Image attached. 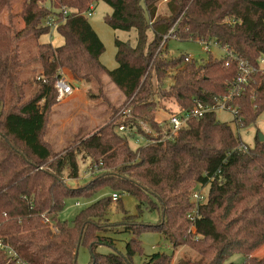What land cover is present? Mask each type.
Returning <instances> with one entry per match:
<instances>
[{
	"label": "trees",
	"instance_id": "obj_1",
	"mask_svg": "<svg viewBox=\"0 0 264 264\" xmlns=\"http://www.w3.org/2000/svg\"><path fill=\"white\" fill-rule=\"evenodd\" d=\"M13 1L0 0V264H77L80 244L91 251L88 264H132V256L142 252L139 234L144 229L158 230L174 246L184 243L201 256L175 264H222L233 253L243 256V264H264V255H251L264 244V141L257 135L251 146L240 148L239 136L227 122L216 119L215 111L186 120L165 141L140 125L141 120L159 134L155 114L160 99L172 97L184 111L196 102L216 103L237 76L236 59H166L161 41L171 35L211 40L256 66L264 55V0H168L167 15L158 13L159 0H50L48 6L41 5L42 0H23L18 13H10ZM98 1L111 7L103 17L107 25L134 29L136 34L134 44L114 38L117 66L112 69L101 63L104 44L84 14ZM61 7L69 9L67 14L61 15ZM49 12L62 17L54 27L63 38L60 45L38 41L50 33L51 27L43 24ZM17 15L22 28L13 21ZM27 37L35 40L37 51L34 57L22 58L20 41ZM31 60L40 63L42 73L31 80L36 85L27 97L21 72ZM172 68H177L173 83L161 89L159 79ZM60 69L75 80L96 83L101 95V75H107L125 96L130 116L115 112L92 132L74 136L71 148L57 154L43 135ZM249 88L231 100L237 126L249 125L264 108L262 85L254 97ZM119 126L135 129L146 138L145 144L131 148L124 131H117ZM78 154L89 160L90 180L73 186L65 178L79 177ZM205 185V201H191L196 186ZM103 187L110 189L109 195L80 209L71 222L59 219L65 197L88 196ZM122 192L136 197L138 211L156 209L160 216L146 224L130 222L132 215L125 213L118 223L133 236L124 253L99 254L98 244L114 245L98 231L108 228L107 209L120 199H113L112 193ZM170 263L171 255L158 251L145 261Z\"/></svg>",
	"mask_w": 264,
	"mask_h": 264
},
{
	"label": "rangeland",
	"instance_id": "obj_2",
	"mask_svg": "<svg viewBox=\"0 0 264 264\" xmlns=\"http://www.w3.org/2000/svg\"><path fill=\"white\" fill-rule=\"evenodd\" d=\"M22 1L23 0L13 1L10 13H18ZM167 2L168 0L158 1L157 11L159 14L167 15L169 13ZM109 12H111V7L103 1H98L94 5L90 15L86 16L90 25L104 44V51L101 53L99 59L106 68L112 69L117 66L114 57L116 51L114 38L134 44L136 34L134 29L124 31L113 29L107 25L103 20V17ZM7 14L8 11L6 10L2 12L1 20L3 22L7 20ZM13 21L17 28L23 27V21L18 15L14 17ZM38 41H47L56 46L62 44L63 38L55 31L54 27H51L50 33L42 34L39 36ZM20 48V55L22 58L34 57L37 51L35 40L31 37L23 38L20 41ZM161 50L163 57L166 59H172L178 55H190L191 59L196 60L197 63L206 61L209 56L220 58V56L225 53V49L214 42H210L206 49L199 40H179L172 36H169L165 41ZM176 70L177 68L169 69L166 74L161 76L159 79L160 86H162L161 89H168L173 83V76ZM41 73L42 67L37 60L29 61L27 66L23 68L21 77L27 81L25 85L27 97L31 94L36 85V83L34 81L31 82V80ZM59 74L64 76L74 89L63 99H54V103L50 107L46 117L43 138L48 143L52 152L62 154L65 149L71 148V141H73L74 136L80 138L92 132L103 122L108 120L112 114H118L121 112L127 102H125V96L123 93L105 74L101 75L102 95L97 92V86L94 82L75 80L65 69H60ZM152 79L155 85L156 81L153 74ZM158 106L155 118L158 121H164V126L167 125L166 120L168 119L169 114L180 111L179 106L172 97L160 99ZM215 117L220 122H227L231 126L235 135L239 136L241 142L246 146H251L254 143V139L258 133L264 135V108L258 114L256 119L247 126H237L233 121L232 113L227 109H216ZM140 125L144 132L153 136L149 132L151 129L145 122L141 121ZM117 131L120 133L124 131L127 135L128 144L133 149L146 142V138L139 132H136L135 129L126 130L125 128L123 130L117 129ZM76 161L79 170V177L77 179L65 178L67 183L73 186L84 184L90 180L91 167L88 166L89 160L81 157V154H78ZM68 171V168H65V177ZM207 189L208 186L205 185L203 187L196 186L194 190H199L203 194H206ZM109 194L110 189L108 187H103L88 196L82 194L67 196L65 197L63 209L59 212L58 217L59 219L71 222L80 209L93 202L96 198ZM119 196V201H112L105 214L106 218H108L106 220L108 228L106 230L98 231L101 235L111 237L114 241V245L111 247L107 244H98L95 248V252L99 254H108L115 250L124 253L126 242L133 236L129 230L124 228L123 224L118 223L121 221L125 213L132 215V220L130 222L141 220L146 224L156 223L160 216L156 209L150 210L146 207H141L140 211H138V200L127 192H122ZM191 201H193L192 198ZM191 232L193 233V231ZM193 235V237H199L197 234ZM139 239L142 252H137L132 256V264H145L147 257L151 253L157 251L169 253L171 255L170 264H175L178 259L196 261L201 257L200 254L189 245L181 243L174 246L158 230L144 229L139 234ZM251 255L261 258L264 255V244L254 249L251 252ZM90 258V249L86 245L80 244L77 248V264H88ZM242 258L243 256L241 254L233 253L222 264H228L230 261L243 264Z\"/></svg>",
	"mask_w": 264,
	"mask_h": 264
},
{
	"label": "built area",
	"instance_id": "obj_3",
	"mask_svg": "<svg viewBox=\"0 0 264 264\" xmlns=\"http://www.w3.org/2000/svg\"><path fill=\"white\" fill-rule=\"evenodd\" d=\"M165 1V0H164ZM50 3V0H42L40 1L41 5L48 6ZM92 5L89 6L88 10L84 13L85 15H90L92 11ZM69 9L66 7H61L60 12L62 13L61 15L67 14ZM58 13L54 12H49L44 21L43 24L47 25L49 27H55L59 22L62 21V17ZM172 36V35H171ZM203 45L204 48L207 49L208 45L210 42H213L211 40H199ZM215 43V42H214ZM164 44V40L161 41L160 47L162 48ZM216 44V43H215ZM224 48V47H223ZM225 49V48H224ZM222 56H229L231 59H236L237 60V76L235 80L230 84V86L227 89V92L225 95L220 97L216 103L208 104V103H202V102H196L191 108L188 110H180L177 113H172L169 114L168 119L166 120L167 125L164 126V121H158L159 126L161 127L162 131L158 134L155 131L149 130V132L153 136H158L159 141H165L168 139H171L173 136L177 134V130L186 120L191 119V118H199L205 113L209 111H215L216 109H227L233 114L236 111V106L232 105L231 100L238 95L242 89L250 87L249 90L252 93V97H254L257 93V88L262 85V88L264 90V55H261L258 58L257 65L253 66L250 65L246 62V60L242 58H238L235 54L227 51L225 49V53ZM192 60L190 55H185L184 56V61H190ZM228 62H225L227 64ZM255 76H259V78H256ZM252 85V88H251ZM255 85V87H254ZM54 86L56 88V98L58 100L63 99L66 95H69L74 87L69 83V81L59 74L54 82ZM122 112L125 113L126 115L130 116V111L129 108L124 107L122 109ZM141 122V121H140ZM118 129L123 130V126H119ZM141 137V136H140ZM240 148L245 149L246 145L243 143L240 144ZM119 196L118 193H112V198L116 199ZM192 200L197 203V202H203L206 199V194H203L199 190H195L191 194ZM192 218V216H191ZM0 247L2 245L0 244ZM9 254L14 257V254L12 253L11 250L6 249ZM15 264H26L24 262H20L18 260L15 261Z\"/></svg>",
	"mask_w": 264,
	"mask_h": 264
},
{
	"label": "water",
	"instance_id": "obj_4",
	"mask_svg": "<svg viewBox=\"0 0 264 264\" xmlns=\"http://www.w3.org/2000/svg\"><path fill=\"white\" fill-rule=\"evenodd\" d=\"M258 139H259L260 141H264V135L261 134V133H258Z\"/></svg>",
	"mask_w": 264,
	"mask_h": 264
}]
</instances>
